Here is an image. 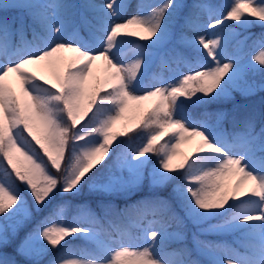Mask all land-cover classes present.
I'll use <instances>...</instances> for the list:
<instances>
[{"label":"snow or ice","instance_id":"1","mask_svg":"<svg viewBox=\"0 0 264 264\" xmlns=\"http://www.w3.org/2000/svg\"><path fill=\"white\" fill-rule=\"evenodd\" d=\"M222 7L0 0V264H42L50 250L48 264H201L169 246L186 221L208 264H264V115L233 116L228 130L223 110L215 125L193 113L264 92V32L237 31L264 29V0ZM134 133L135 149L114 146ZM85 187L128 199L119 211L101 203L103 216L79 204L66 219ZM145 187L170 191L131 200ZM231 232L237 246L202 238Z\"/></svg>","mask_w":264,"mask_h":264},{"label":"trees","instance_id":"2","mask_svg":"<svg viewBox=\"0 0 264 264\" xmlns=\"http://www.w3.org/2000/svg\"><path fill=\"white\" fill-rule=\"evenodd\" d=\"M70 3L73 4H83L85 2V0H69ZM184 2L187 3H192L194 2V0H184ZM208 3H211L215 6H217L218 8H220L221 10L223 9V5L228 4L231 2V0H207ZM10 14H14V13H10ZM237 31H240L242 33L243 36H247L250 35L252 37V39H255L256 37H258L261 32H264V29L260 28L259 26H253L250 27L247 30L244 29H237ZM252 43V40L248 41V44L250 45ZM70 55V54H68ZM158 69L154 68V71H157ZM259 79V76H257V80ZM205 110L211 114L214 115V113L218 110H223L226 113H228V118L227 120H225L222 123V127L226 128L228 130H231V121L233 116L237 117V118H243L244 116L248 115V114H255L257 116V118L259 119L261 117V115H264V92H260L257 91L255 95L253 96H243L240 93H233V99L231 100H219V101H214L211 102L208 105H203L198 107L197 109L193 110L194 115L198 118V119H205L208 116H204L203 113L205 112ZM129 115L128 113H126V116ZM83 123H87V119L83 122ZM216 122L213 121V124H215ZM122 125V123H121ZM121 125L115 130V131H120L121 130ZM164 140H167L168 137L165 136L163 138ZM120 140H124V141H131V147L132 149H135L137 145H139L142 141L139 140L137 138V134H131L128 137H119L117 139L116 142H114V146L115 143H119ZM188 153V152H185ZM108 159H114L112 157L106 158V160L103 163H107ZM156 158L153 157V160H155ZM103 165H99L98 167H102ZM168 191H170V188L167 190H161V189H149L147 187H145L144 189L134 193L131 197V200H137V199H141L142 197L146 196V195H153V194H159V195H163L165 197H167ZM127 197H122V196H118V195H113L110 197L107 196H102L101 194H97V193H93L90 192L89 189L87 187H85L83 189V191L76 197H70V201L72 204V210L71 213L75 214L77 208L76 205L79 204H87L93 211H95L97 213L98 216H103L104 215V209H102L101 207H99V205L101 203H113L116 204L119 209H122L124 207L125 201L127 200ZM130 202V201H129ZM110 211V210H109ZM182 215V213H181ZM214 220H218L214 219ZM35 225L34 224H29L28 227L22 228L19 231L18 237L16 242H18L19 240H21L24 231L27 229L32 228ZM186 232V239L184 240L185 242L188 241L190 246L194 247L193 241H192V230L197 232V227L195 225H193L190 221H188V225H186V228L184 229ZM137 234V232H136ZM208 238L210 240H215L218 241L220 240L221 236L217 237V236H208L205 237ZM78 241H83V240H73L71 241L72 244L76 245ZM183 241V242H184ZM84 243H86L85 241H83ZM183 242H170V247L171 246H175V245H181ZM11 250V249H9ZM55 255V251L54 250H50L49 254L43 257L42 260V264H48V261L51 260ZM196 255V250L192 251V256ZM204 261L207 262V258L206 257H201ZM18 260L21 261V264H24V258L23 257H17ZM208 263V262H207Z\"/></svg>","mask_w":264,"mask_h":264},{"label":"rangeland","instance_id":"3","mask_svg":"<svg viewBox=\"0 0 264 264\" xmlns=\"http://www.w3.org/2000/svg\"><path fill=\"white\" fill-rule=\"evenodd\" d=\"M96 2L97 3H100V2H103V0H96ZM133 2H135V0H133ZM152 2H158V0H152ZM231 3V2H230ZM225 10V9H224ZM188 35H192V33L191 32H189L188 33ZM230 50H231V48H230ZM130 53L129 52H125V57L126 58H128V57H130ZM103 71H104V69H103V66L98 62V66H97V69H96V75L97 76H102L103 75ZM182 71H183V69H182ZM166 75H167V73H166ZM12 83H13V86H16V82H15V80L13 79L12 80ZM213 118H215L213 115H211V116H209V117H207L206 119L209 121V123L210 124H213ZM216 120V119H215ZM121 125V122H117V124H116V126H115V129H114V131L119 127ZM213 125H215V124H213ZM81 143H83V142H81ZM142 143V142H141ZM138 146V145H137ZM136 146V147H137ZM192 149V145H190V144H182L181 145V151H183V152H188V151H190ZM104 204H107V203H104ZM108 204H111V205H114L115 207H114V209H109L110 211H119L120 209H119V207L116 205V204H113V203H108ZM70 209H71V206L69 207V209H68V211L66 212V219H68V220H71V218H72V216H74V215H76V214H74V215H72V213H71V211H70ZM217 222H219V219L218 220H216V221H211L210 223H217ZM28 225L29 224H26L23 228H25V227H28ZM32 227V226H31ZM31 228L29 227V229L28 230H30ZM27 229L24 231V233H23V236L26 234V232L28 231ZM195 232V231H194ZM192 234H193V232H192ZM131 235H132V237H136L137 235H138V233L136 234V232L135 231H133L132 233H131ZM222 235H224L223 236V238L222 239H220V241L221 242H224V243H227V244H229V245H232V246H237L236 245V243H238V240H239V236H240V234L238 233V232H231V233H223ZM23 236H22V238H23ZM21 238V239H22ZM202 238H204V237H202ZM204 239H207V238H204ZM18 243V242H17ZM77 246H81V247H84V246H87L86 245V243H84V242H82V241H78L77 242V244H76ZM184 245H186L189 249H194V247L192 246V248H190L189 247V242L188 241H184L183 243H182V245H180V246H171L170 248H176V247H181V246H184ZM192 259H194V258H192ZM200 261V260H199ZM201 264H203L202 262H201Z\"/></svg>","mask_w":264,"mask_h":264}]
</instances>
